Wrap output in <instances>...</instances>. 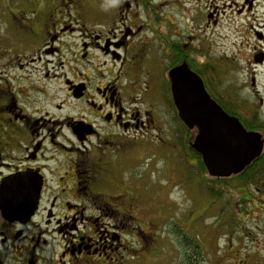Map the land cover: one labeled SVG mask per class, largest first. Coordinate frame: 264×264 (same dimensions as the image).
<instances>
[{
  "label": "flooded vegetation",
  "instance_id": "1",
  "mask_svg": "<svg viewBox=\"0 0 264 264\" xmlns=\"http://www.w3.org/2000/svg\"><path fill=\"white\" fill-rule=\"evenodd\" d=\"M165 2L183 11L180 27L155 0H39L35 18L12 13L0 25V264H127L141 210L137 182L126 178L134 171L122 166L127 148L151 143L168 113L181 123L174 71L199 80L264 142V0ZM223 16L231 45L240 35L248 47L240 71L247 82L226 96L213 85ZM235 177L264 192V151ZM245 203L264 223V193ZM245 249L256 250V262L237 250L227 261L264 264V246Z\"/></svg>",
  "mask_w": 264,
  "mask_h": 264
},
{
  "label": "rangeland",
  "instance_id": "2",
  "mask_svg": "<svg viewBox=\"0 0 264 264\" xmlns=\"http://www.w3.org/2000/svg\"><path fill=\"white\" fill-rule=\"evenodd\" d=\"M38 1L0 0V25L9 22L12 13L25 19L35 18L41 12ZM92 1L83 0V5ZM155 1L165 4L161 17L172 20L177 27L184 23L183 11L170 10L165 2L168 0ZM186 14L192 18V13ZM221 23L216 42L221 49L222 62L213 85L218 94L226 96L233 86L247 82L240 71L246 65L248 47L241 45L240 35L231 45L233 25L225 16ZM235 68L238 73H231ZM166 118L169 123L164 127L157 126L159 131L154 132L151 143L148 138H143L136 144L134 152L127 148V159L122 166L126 171H134V174L127 172L126 178H135L137 182L133 190L141 210L140 221L135 222L140 225L137 234L141 239H131L137 250L133 257L127 252V264H233V261H227L230 250L240 251V257L244 258L251 255L256 262L253 253L256 250L245 248L264 246V223L248 213L251 207L245 200L261 199L264 192L257 190V186L242 184L246 179L210 177L188 147L194 142V130H188L178 122L176 113L174 116L168 113ZM153 136L157 138L153 139ZM129 160L133 165L129 166ZM201 164L204 165L203 159ZM256 173L251 176L254 181L263 177L261 174L256 177ZM186 238L190 242L186 243ZM125 241L128 243L129 240Z\"/></svg>",
  "mask_w": 264,
  "mask_h": 264
},
{
  "label": "water",
  "instance_id": "3",
  "mask_svg": "<svg viewBox=\"0 0 264 264\" xmlns=\"http://www.w3.org/2000/svg\"><path fill=\"white\" fill-rule=\"evenodd\" d=\"M171 77L179 117L190 130L197 128L192 147L202 156L210 176L239 174L260 157L264 147L260 135L247 133L238 119L230 117L210 98L199 80L195 82L181 71H174ZM32 207L30 213L35 205Z\"/></svg>",
  "mask_w": 264,
  "mask_h": 264
},
{
  "label": "trees",
  "instance_id": "4",
  "mask_svg": "<svg viewBox=\"0 0 264 264\" xmlns=\"http://www.w3.org/2000/svg\"><path fill=\"white\" fill-rule=\"evenodd\" d=\"M198 158H196V160H197V163L202 167V168H204L205 169V167H204V165L203 164H201V160H200V157L199 156H197ZM199 159V160H198ZM206 170V169H205ZM189 240V239H188ZM185 241H186V243H187V238L185 239ZM189 242H190V240H189Z\"/></svg>",
  "mask_w": 264,
  "mask_h": 264
},
{
  "label": "clouds",
  "instance_id": "5",
  "mask_svg": "<svg viewBox=\"0 0 264 264\" xmlns=\"http://www.w3.org/2000/svg\"><path fill=\"white\" fill-rule=\"evenodd\" d=\"M118 4V0H112V6L115 7Z\"/></svg>",
  "mask_w": 264,
  "mask_h": 264
}]
</instances>
